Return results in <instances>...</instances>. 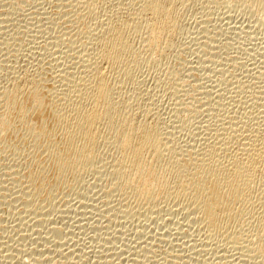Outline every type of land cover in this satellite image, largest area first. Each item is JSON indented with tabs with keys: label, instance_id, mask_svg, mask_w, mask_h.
<instances>
[{
	"label": "rangeland",
	"instance_id": "rangeland-1",
	"mask_svg": "<svg viewBox=\"0 0 264 264\" xmlns=\"http://www.w3.org/2000/svg\"><path fill=\"white\" fill-rule=\"evenodd\" d=\"M58 1L59 0H0V87L12 86L14 84L12 81H16L17 76L23 78L28 75L30 76L35 73V71L37 72L40 67H46L49 68V70L52 69L53 71L51 70V72L53 75H57L58 73H60V69L65 71L67 70L68 72H73V70L75 71V69L79 65L80 59L82 58L80 56L84 55L83 58L87 57L85 56L84 52H86L87 54V49H90V47L87 48L90 42H86V36L88 38V41L90 39V36H88L87 32L91 30L90 25L92 28H94V26L100 24V22L106 18L105 16L111 12L112 7L120 0H117V2L116 0H93V4L90 3V0L89 2L88 0H83L87 4H82V0V2L78 0H62L60 1L61 3ZM72 1L76 2L75 4L77 6L74 5ZM250 1L251 0H178V9L181 8V10H178L179 21L181 23V27H179V30H181L179 31V33L177 31L175 33L176 35H174L175 45L173 44V46L175 47H171V51L168 50L166 52V55L168 56H153V59L149 61L145 57L147 55H143L144 58L142 56V63L140 62L141 64L139 63V66L137 65L138 68L136 66L133 69L134 72H132L131 75L133 77H130L131 79H123V81L125 82H123L122 85L117 84L121 85L120 87H122L123 89H121V92L123 95H125V97H132V104L138 101L137 105H134L135 103L133 105L134 109L140 112L139 115L141 114V112L143 114L146 108L147 110L148 108H150L149 110L152 111H150L149 116L155 114L161 119V126H164L163 128H166V132L168 131L171 133L169 134L170 137L172 136L173 139L175 137L176 140H174L175 142L177 141L176 145L178 143V145L185 147L188 144L186 147H188L189 145H193V147L195 148L197 144L198 149L202 145L204 146L205 144H208V141L211 140L210 142H212L216 140L218 136L216 137L214 134L218 135L221 133V130L217 128L227 126L226 123L228 122V125L234 124L233 119L235 120V117L237 118L234 121V125L237 128H240L242 131L245 130L248 126L254 124L251 127H248L249 129L247 128L248 131H244L245 135L247 132V134H250V131H252L251 129H253V127H260L261 129H264V110H262L264 109V92H262L264 91V12H259L255 7H252L253 3L250 5V3L252 2ZM69 2L72 4H70ZM85 5H88V8ZM93 5L95 8L93 7ZM78 6H80L81 8L79 9ZM88 9L89 12L93 11L96 15L93 12V14L89 13ZM85 12L86 14L93 15V17L91 15L89 17V15H86ZM78 16L80 20L77 19ZM83 16L85 18H83ZM59 17L61 18L59 19ZM75 21H79V23L81 21L80 25H83V23L84 25L85 23H87L86 26H88V24L90 25L87 28H85L86 26L84 27L81 25L80 29V25L78 26V23H76ZM84 28L87 30H85ZM83 32H87L85 33L86 35H83ZM73 35H75L76 37ZM76 38H78L79 40H75ZM71 40L75 41L74 44H72V42L69 43ZM77 41H80L81 43H78ZM136 41H138L139 43H136ZM84 42L86 43V46ZM83 43L84 45H82ZM70 44L72 45V47L70 46ZM76 44L78 47L76 46ZM134 44H136V48L141 49L139 39L135 40ZM66 45L68 46L66 47ZM69 46L71 49L69 48ZM76 48L78 50H76ZM81 51L84 52L82 53ZM90 51H88V53ZM49 57L54 61L50 60ZM164 57L165 59L161 60V58ZM78 60L79 62L76 63V61ZM40 62L44 63L45 65H40ZM172 69L174 70V74ZM54 70H56L57 73ZM170 71L174 76L176 73V76L174 77L172 74L170 75ZM168 74L170 77H172V80L170 79ZM168 77L169 79H167ZM175 79L177 83L173 81ZM134 96H137V99H139L140 97L141 98L137 100ZM237 99L239 102L237 101ZM137 106H140L142 109L140 107L136 108ZM189 106L190 108H192L190 109ZM187 107L190 110L186 109ZM232 108H235L234 110H239L233 111ZM176 110H178V112ZM260 110H262L263 112ZM250 111H252L253 113ZM255 113L259 116H257ZM248 118H250L251 120ZM257 118L258 120L263 121L259 123L260 121H256ZM226 119H228V121H226ZM239 120H242L247 124L245 123V125L243 122L239 124ZM221 121L223 124L221 123ZM216 122H218L220 125ZM254 122L258 123L256 124ZM207 124L209 125L208 128ZM242 125H244L245 128H243ZM214 127L216 130L214 129ZM205 131L207 132V135H205ZM209 131L212 133L214 131L212 137V139L214 138L213 140L210 138L212 136V133H210ZM209 134L211 135L209 136ZM202 136L204 139H202ZM206 136L208 137L205 138ZM6 137V140H11L14 138H12V136ZM18 138L13 139L12 143L11 141H8L7 143V141L4 140V137L3 139L1 138L5 141V145L4 141L2 143L0 139V144L2 143V145L0 146V149L2 148L0 152H3L0 159V264H108L109 262V264H211V262L212 264H214V260L216 259L217 261V258H215V256H217L218 252H216L215 254V250L213 248L216 241L209 238L210 241L209 239L206 241L211 243L212 240V243L211 245L208 244L210 246L207 247L206 243H204L206 242V236H208L206 228H204V226L202 227L203 224L201 222L195 221L194 214H192L183 203H180L179 201L178 203L177 201L173 202L172 198H169L172 201H170L169 199H167L168 201L166 199V201H164L162 198L164 197L162 193H159L161 197H158L157 199V202L160 201V203H156L161 205H159L160 212L159 209L157 210L158 205L152 206V208L144 204H139L140 206H138V203H133V201H135L134 199H127L128 202L127 200H124L123 202V196H120L122 193H117L116 189L113 190L111 188H115V186L113 185L114 182L109 179L111 177L108 176L112 171L111 166L109 167L111 163L109 161H111L112 158V151L109 150L106 152L105 149H103L104 151L101 150L100 154L102 155V157L101 155H99L100 159L97 158L100 161H98L99 165H101L100 167H105L100 168L95 161V163L97 164L96 167L94 163V168L92 166L91 168L93 170L95 169V171L97 172H94L93 170L91 171L90 168V171H88L89 169L84 170V172H87H83L84 174H81L83 178L80 176V181H78L79 179H73V177L69 175L68 177L71 178L70 180V178L67 177L69 179V182L67 181V183L63 184L64 186L62 185L57 188L55 187L56 189L52 188L51 195L49 198L46 197V200L45 197L44 199H42L43 197L40 199L38 198L41 202L36 200L35 203L31 205L33 209L32 210L29 206H27L26 202H23L24 199L22 197L23 191L29 188L28 184H26L25 181V183L18 181L17 178H19V176H22L20 174H23L24 171L27 172L28 170H30V168H32L31 170L33 171L34 169H37L38 166L37 164L31 165V162H29L32 160V156L30 155L33 154V151L28 144V147L25 144L24 146H18L20 152L19 150L17 152V149H15L16 146L15 148L12 147L14 141H16L14 145H19V143L23 144V142ZM3 146L5 151H3ZM21 146H26V148L23 150ZM13 148L14 151H10L13 150ZM27 149L31 150L32 154L29 155L26 151ZM24 151L27 154H24ZM102 153H104L105 155ZM26 159H28L27 161L29 162V164ZM106 162L108 163V165ZM24 163L26 165H24ZM20 165L23 167H21ZM28 165H31L34 168L31 166L29 167ZM11 166L12 168H10ZM97 166L99 167V169L97 168ZM100 169L101 171L103 170L102 173L104 175L100 173L101 171L98 173ZM105 169H108L110 172L108 173V170L106 171ZM19 170L20 172L18 174L17 172ZM52 173V171L49 173V177ZM53 176L51 177L53 178ZM10 177H12V179ZM110 181L112 182V184L110 183ZM12 182H15L14 185ZM22 183L24 184V186ZM109 184H111L112 186ZM26 185L27 188L25 187ZM5 189L9 192H7ZM111 189L113 190L112 193H108ZM27 190L30 191L31 189L29 188ZM53 190H55V192ZM2 192L4 195L2 194ZM43 200H45V202ZM120 203L123 204L121 205ZM125 203L127 205L130 204L131 207L127 206ZM14 204L17 206H15ZM35 204L36 207L33 208ZM134 205L136 206L133 207ZM25 207L29 210L25 209ZM138 207H140V209ZM145 207L151 208V210H148V208L147 210H145ZM170 207L172 208L171 210L169 209ZM183 207L184 210L186 209V211L183 210L182 212L181 209H183ZM175 208H179V210H175ZM124 209L127 210V212ZM136 209L139 211L137 212ZM152 209L154 210L152 211ZM161 209L163 211H161ZM187 210L189 211V215L191 216L189 218L191 219H188ZM175 211L180 212L174 213ZM185 212H187V215L185 214ZM249 219H251V217ZM253 219L254 218H252L251 221ZM188 220H191L192 222ZM252 224L253 222H250V225ZM221 242H219V244L221 243L222 245H226L225 241ZM199 245L204 247L203 250ZM193 246H198V248H195ZM191 247L193 248L191 249ZM146 249H148L149 253L145 251ZM195 249H197V251ZM229 249L231 250L232 248L228 246L226 249L228 251L227 254H229V257H231L229 258L231 259V263L228 262V264H251L252 261V264H264V259H260V257H254L253 260L250 258V261H248V259H246L248 258L246 255L241 256L240 253V255H238L237 250L232 249L230 251ZM120 250L122 252H120ZM188 250H190V252ZM243 253L247 254L245 250L243 251ZM210 257L212 258V260H208L210 259ZM255 259H257L256 262L254 261ZM245 260L248 262H245Z\"/></svg>",
	"mask_w": 264,
	"mask_h": 264
},
{
	"label": "bare ground",
	"instance_id": "bare-ground-1",
	"mask_svg": "<svg viewBox=\"0 0 264 264\" xmlns=\"http://www.w3.org/2000/svg\"><path fill=\"white\" fill-rule=\"evenodd\" d=\"M60 1H62V0H59L58 2H60ZM78 1H81V0H78ZM90 1H91L90 3L93 4V2L96 0H94V1L90 0ZM251 1H250L251 3L250 2L249 3H250V5L253 3L252 7H255L259 12L260 11L264 12V0H251ZM88 2H89V0H88ZM116 2H117V0H116ZM72 3H74V5H76L75 4L76 2L72 1ZM72 3H70V4H72ZM85 3L86 2L83 1L82 4H85ZM77 4H78V2H77ZM181 4H183V3H181ZM59 7H60V5H59ZM78 7H79V9L81 8L80 6H78ZM93 7H94V5H93ZM93 7H92V10H93ZM178 7H179L178 6V0H120V1H118V3H116L112 7L111 12L105 16L106 18L105 19L102 18L103 19L102 21L100 20L101 21L100 24L94 26V28H92L91 25L88 24V26L90 25L91 30L87 31V32H88V36H90L89 38L91 39V41H90V39L88 41V38L86 36V39H87L86 42H90L89 46H87V48L90 47V49L88 50L85 47L87 49V54H86V52H84L85 49L83 52H84L85 56H87V57L83 58L84 55L81 54L82 56H80V57H82V58L80 59V62H79V60L76 61V63L79 62V65L77 68L74 67V68H76L75 71L73 70V72H71V71L68 72L66 70L67 71L66 72L65 70H62L59 68L60 73H58L57 75H53L51 72L52 69L49 70V68L40 67L37 72L36 71H35V73L32 72L33 74L30 76L28 75L24 78L19 77V76H17V78H16V76H15V78L17 79L16 81L12 78L15 81V82L12 81L14 83L13 85L11 84L12 86L0 87V139L1 138L3 139V137H4V140H6L7 139L6 136H10V137L12 136V138L14 137L13 139L19 137L18 139H20L23 142V144L19 143V145H16V144L14 145V143H16V141H14V143L12 144V147L15 148V146H16L15 149H17V152H18V150L20 152V149L18 147L20 145L24 146V144H25L27 146V144H28L29 147L32 148V149L31 148L30 149L33 151V154H32L31 150H29V149L26 150L29 155L32 154V155H30V156H32L31 157L32 160L30 158L31 161H29V162H31V165L37 164L38 168L34 169L33 171L31 170L32 168H30V170H28L26 168L29 172L24 171L23 174H20L22 176H19V178H17L18 177V175H17V177H16L18 179V181H21L23 183L26 182V184H28V187L31 189L30 191H28L27 189H29V188H27V185H26L25 187L27 189H25V191H23V194H22L23 196L21 195L24 199L23 202H26L27 206H29L31 209H32L31 205H33L36 200L40 201L39 199L42 197H43L42 199H44V197H45V200H46V197L49 198L51 195V192H52L51 191L52 188L56 189L57 187L62 186L63 184L67 183V181L69 180L68 178H70V177H68L69 175H71L73 177V179H76V180L79 179L78 181H80V178L82 177L81 174L84 172V170L90 168L92 171L93 169L91 168V166L93 167L95 161L99 165V163H98V161H99L98 159H100L99 155H101L100 154L101 150L104 151L103 149H105V152L109 150V151H112V153H113V154L111 153L112 158H111V161H109V162H111L109 165V167L111 166V170H112L110 173L111 176L108 175L107 173L106 174L109 177H111L109 179L114 182L113 185L115 186V188H113V187H111V188L113 190L116 189L117 193L118 192L120 194L122 193L120 196H123L122 197L123 202H124V200H127V199H134L135 201H133V203L134 204H135V202H136V204L138 203V206H140L139 204H141V205L144 204V205H146L148 207L150 206L152 208V206L158 205L157 210L159 209V212H160V207H159L160 204H156V203H160V201L157 202V199H158V197L159 198L161 197L159 195V193L160 194L162 193V195L164 196V197H162L164 201H166L169 198L170 199L172 198L173 202L177 201V203H178V201H179L180 203H183L185 205V207L192 214H194L195 221L201 222L203 224L202 227L204 226V228H206V230L208 232V233L207 232L206 233L210 237L206 236V238L207 237L208 238L207 239L205 238V241L208 240L209 238L216 241L215 245L212 244V245H214V247L213 246L212 247L215 250V252L214 251L213 252L215 254H216V252H218L217 256H215V258H217V261L214 258L215 259L214 264H228V262H230L231 259H229V258H231V257H229V254H227L228 251L226 250L228 246L234 250H237L238 255H240V254H241V256L246 255L248 257V258H246V259H248V261H250L249 260L250 258L253 260L254 257H260V259L261 258L264 259V129H261L260 127H255V128L253 127V129H251L252 131H250L251 133L247 134L248 133L247 132L245 135L244 131L247 130L248 127H251L254 124L248 126L245 130L242 131L240 128H237L234 125L235 124L234 121L237 118L234 116L235 117V120L233 119L234 124L230 123L231 125H228L229 122L228 123L224 122L227 124V126H222L223 123L221 121L222 128H217V129L221 130V133L218 135L214 134L216 137L218 136L216 140H214L212 142H210L211 141L210 140V141H208V144H205L204 146L202 145L198 149H197V144H196L195 148L193 147V145H191V146L189 145L191 148L189 146L186 147L188 144L185 147L178 145V143L176 145L177 141L175 142V140H176L175 137H174V139H175L174 140L173 137L172 136L170 137V135H169L171 133L168 131L166 132V128H163L164 126L163 127L161 126V124H162L160 121L161 119L158 116H156L155 114L149 116L150 111H152V110H149L150 108H148V110L146 108V110H144L143 114L141 112V114L139 115L140 112H138V110L134 109V105H137L138 101L134 102L135 104L133 103L134 104L133 105L131 102L132 97H130V96H129L130 98L125 97V95H123L121 92L122 87H120V86L122 85L123 82H125V81H123V79L133 77V76H131L132 72H134L133 69L143 60L142 59L143 55H147L145 57L149 61V60L153 59V56L162 57V56L166 55V52L168 50H170L171 47H173V48L175 47V46H173L174 40H175L174 35H176L175 33L177 31L179 33V31L181 30V29L179 30V27H181V25H180L181 23L179 21V11H178V10H181V8L178 9ZM61 9H63V8H61ZM90 9H91V7H90ZM88 12H89V9H88ZM92 12H89V13L95 14V12H93V13ZM67 13H69V12H67ZM65 14H66V12H65ZM85 14H86V12H85ZM72 15H74V14H72ZM86 15H89V14H86ZM90 15H89V17H90ZM91 16L93 17V15H91ZM60 18L61 17H59V19ZM83 18H85V17L83 16ZM77 19H79V16ZM88 19H91V18H88ZM76 23H78L77 25L79 26L81 21H80V23H79V21ZM86 24L87 23H85V25H84V23H83V25L82 24L81 25L85 27ZM81 25L79 26L80 29H81ZM88 26H86L85 28H87ZM50 30H52V29H50ZM77 30H76V32H77ZM85 30H87V29H85ZM87 32H83L84 34L83 33L82 34L86 35L85 33H87ZM73 36H75V35H73ZM137 38L140 40L141 49L135 47L136 44H134V43H135V40H138ZM75 40H79V39L76 38ZM81 41H82V39H81ZM71 42H72V44H74L75 41L71 40L69 43H71ZM77 42L79 43L80 41H77ZM84 43L82 45H84ZM136 43H139V42L136 41ZM68 45H66V47ZM70 46L72 47L71 44H70ZM70 46H69V48H70ZM76 46H77V44H76ZM85 46H86V43H85ZM73 49H75V48H73ZM76 50H78V49L76 48ZM81 50H83V49H81ZM67 51H68V49H67ZM88 51H90V52L88 53ZM62 53H63V51H62ZM74 53H75V51H74ZM79 53H80V51H79ZM43 54H45V53H43ZM46 56H47V54H46ZM73 56H75V55H73ZM166 56H168V55H166ZM165 57L161 58V60L162 59L164 60ZM143 58H144V56H143ZM49 59H50V57H49ZM76 59H78V58H76ZM147 59H145V60H147ZM50 60H52V59H50ZM158 60H156V61H158ZM52 61H54V60H52ZM41 64L43 66L44 63L40 62V65ZM45 64H46V61H45ZM47 64H48V62H47ZM57 66H56V68H57ZM138 66H137V68H138ZM71 68H72V66H71ZM191 69H192V67H191ZM54 71L56 72V70H54ZM171 74H172V72L170 73V75ZM173 74H174V70H173ZM168 76H169V74H168ZM175 76H176V73H175ZM18 77H19V79H18ZM169 77L167 79H169ZM174 77H173V79H174ZM170 79L172 80V77H170ZM173 81H175L177 83L176 79ZM233 83H234V81H233ZM117 84H121V85H117ZM170 84H172V83H170ZM1 86H2V84H1ZM238 88H240V87H238ZM224 89H225V87H224ZM202 91H204V90H202ZM262 92H264V91H262ZM220 94H222V93H220ZM134 97H136L135 99H137V96H134ZM139 99H137V100H139ZM132 100H134V99H132ZM237 101H238V99H237ZM261 103H262V101H261ZM241 104H242V102H241ZM140 106H137L136 108H138ZM179 106H180V104H179ZM189 108H190V106H189ZM186 109H188V107ZM190 109H188V110H190ZM234 109H233V111L239 110V109H237V110H234ZM262 110H264V109H262ZM262 110H260V111H262ZM176 111L178 112V110H176ZM222 111H223V109H222ZM250 112H252V111H250ZM236 116H237V114H236ZM257 116H259V115H257ZM232 117H233V115H232ZM246 117H244V118H246ZM250 118H248V119H250ZM228 119H226V121H228ZM259 119H261V118H259ZM167 120H169V119H167ZM243 120H246V119H243ZM239 121H240L239 124H241V122H243L242 120H239ZM256 121L259 122L260 120H258V118H257ZM262 121H260L259 123H261ZM218 122H219V120H218ZM218 122H216V123H218ZM254 123H256V122H254ZM263 124H264V122H263ZM208 126L209 125L207 124V128H208ZM242 126H243V128H245L244 125H242ZM263 127H264V125H263ZM214 129H215V127H214ZM208 130H210V129H208ZM208 130H207V132H208ZM220 130H218V131H220ZM207 132H206V134L205 133L204 134L207 135ZM210 133H212V132H210ZM213 133H214V131H213ZM213 133H212V136L210 137L211 139L213 137ZM210 135L211 134H209V136ZM16 136H18V137H16ZM5 137H6V139H5ZM207 137L208 136H206L205 138H207ZM2 139H1V141L3 143L4 140H2ZM13 139L6 140V141H7V143H8V141H11V143H12ZM202 139H204L203 136H202ZM2 143L0 144V146L2 145ZM11 143H10V145H11ZM5 144L6 143L4 141V145ZM7 146H8V144H7ZM7 146H5V147H7ZM26 146L22 147L23 150L26 148ZM14 148H13V150H10V151H14ZM22 148H21V150H22ZM3 149H4V146H3ZM8 149H10V148H8ZM8 149H7V151H8ZM28 150H29V152L30 151L31 152L29 153ZM3 151H5V149ZM1 152H0V159H1V155L3 154V152L2 153ZM21 152H23V151H21ZM27 153H25V151H24V154H27ZM104 153H102V154H104ZM12 154H14V153H12ZM20 154H22V153H20ZM101 157H102V155H101ZM25 158H27V157H25ZM27 160L28 159H26V161ZM105 161H104V163H105ZM17 162H19V161H17ZM27 162H25V163H27ZM29 162H28V164H29ZM25 163H24V165H26ZM97 164L95 163V167ZM11 165H12V163H11ZM31 165H28V166L30 167ZM107 165H108V163H107ZM17 166H18V164H17ZM100 166L101 165H99V167ZM21 167H23V166H21ZM31 167H33V166H31ZM99 167L97 166L98 169H99ZM102 167H105V166H102ZM102 167H100V168H102ZM109 167H108V169H109ZM10 168H12V166ZM90 169L88 171H90ZM20 170L17 172L18 174H19ZM24 170H25V168H24ZM51 171L54 173V174L52 173L54 176L51 174L50 177L53 176V178L49 177V173ZM93 171L97 172V171H95V169ZM100 171H101V169L98 171V173ZM86 172H84V173H86ZM102 172H103V170L100 173H102ZM109 172L110 171L108 170V173ZM103 177H105V176H103ZM10 178L12 179V177H10ZM70 180H71V178H70ZM98 180H99V178H98ZM105 180H106V178H105ZM14 183H13V185H14ZM110 183L112 184L111 181H110ZM111 184H109V185H111ZM20 185H21V183H20ZM23 186H24V184H23ZM12 187H14V186H12ZM7 188H8V186H7ZM74 188H75V186H74ZM60 189H62V188H60ZM112 189L109 190L110 192H108V191H106V192L112 193V191H113ZM5 190H4V192H5ZM53 191L55 192V190H53ZM61 191H63V190H61ZM7 192H9V191H7ZM11 193H13V192H11ZM2 194H3V192H2ZM115 194H116V192H115ZM3 197H5V196H3ZM16 197H17V195H16ZM165 197H167V198H165ZM114 199H116V198H114ZM45 200H43V201L45 202ZM12 201H11V203H12ZM47 201H50V200H47ZM170 201H172V200H170ZM127 202H128V200H127ZM161 202H162V200H161ZM38 203H36V204H38ZM36 204L33 206V208L36 207ZM120 204L122 205L123 203H120ZM168 204H170V203H168ZM15 206H17V205H15ZM23 206H24V204H23ZM127 206H130V204H128ZM135 206L136 205H134L133 207H135ZM181 206H182V204H181ZM174 207H175V204H174ZM127 208H125V209H127ZM138 208L140 209V207H138ZM141 208H142V206H141ZM147 208L145 210H147ZM151 208H148V210L149 209L151 210ZM25 209L29 210L26 207H25ZM169 209L171 210L172 208L170 207ZM176 209L177 208H175V210ZM153 210L154 209H152V211ZM177 210H179V208ZM183 210H184V207H183V209H181V211L183 212ZM125 211L127 212V210H125ZM138 211L139 210H137V212ZM161 211H163V210L161 209ZM184 211H186V209ZM189 211H188V219H191V218H189V217H191L189 215ZM176 212L178 213L180 211H175L174 213H176ZM121 214H123V213H121ZM142 214H143V212H142ZM185 214L187 215V212H185ZM29 216H31V215H29ZM136 216H138V215H136ZM250 217H251V219L252 218H254V219L251 221V219H249ZM193 219H192V221H193ZM188 221H191V220H188ZM156 222H157V220H156ZM250 222H253V224L250 225ZM186 226H187V224H186ZM200 226H201V224H200ZM16 228H17V226H16ZM52 231H53V229H52ZM180 231H181V229H180ZM190 232H192V231H190ZM203 232H204V230H203ZM202 234H204V233H202ZM57 235H58V233H57ZM202 236H204V235H202ZM37 238H39V237H37ZM193 239H194V237H193ZM212 240H211V243H212ZM209 241H210V239H209ZM221 241H225L226 245H222L221 243H223V242H221ZM194 242H196V241H194ZM219 242H221V243L219 244ZM199 243H201V242H199ZM204 243H206L207 247L211 245V243L208 241H206ZM38 244H40V243H38ZM208 244H210V245H208ZM193 247H195V246H193ZM193 247H191V249ZM196 247L198 248V246H196ZM204 247L200 246V248H202V250ZM182 248H184V247H182ZM195 250L197 251V249H195ZM244 250L247 254L243 253ZM14 251H16V250H14ZM105 251H107V250H105ZM145 251L148 252V249H146ZM188 251L190 252V250H188ZM120 252H122V251L120 250ZM200 252H201V250H200ZM200 252H199V254H200ZM61 253H63V252H61ZM185 253H187V252H185ZM119 254H121V253H119ZM215 254H213V255H215ZM196 259H197V257H196ZM257 259H255L254 261L256 262ZM260 259H259V261H260ZM208 260H212V258L210 257V259H208ZM248 261L245 260V262H248ZM70 262H68V263H70ZM180 262H182V261H180ZM252 263H253V261H252ZM181 264H183V263H181ZM211 264H212V262H211Z\"/></svg>",
	"mask_w": 264,
	"mask_h": 264
}]
</instances>
